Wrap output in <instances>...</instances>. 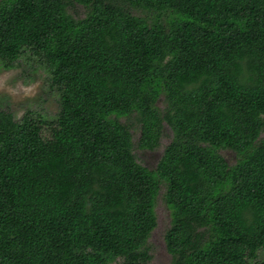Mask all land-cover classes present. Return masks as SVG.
<instances>
[{"label":"trees","instance_id":"obj_1","mask_svg":"<svg viewBox=\"0 0 264 264\" xmlns=\"http://www.w3.org/2000/svg\"><path fill=\"white\" fill-rule=\"evenodd\" d=\"M20 61L58 110L0 105V264H153L161 189L171 264H264V0H0Z\"/></svg>","mask_w":264,"mask_h":264},{"label":"rangeland","instance_id":"obj_2","mask_svg":"<svg viewBox=\"0 0 264 264\" xmlns=\"http://www.w3.org/2000/svg\"><path fill=\"white\" fill-rule=\"evenodd\" d=\"M70 12L75 17H82L84 8L75 4ZM46 78V72L42 68L26 61H20L18 65L8 69L0 65V105L9 108L15 118H20L28 110L40 112L46 118H54L58 110L57 94L49 90ZM131 123L133 153L136 160L149 169H154L164 147L171 139V130L164 124L159 146L153 150L141 149L136 145L140 136L139 128L133 120ZM261 136H264V132ZM220 153L229 164L236 161V155L231 150L224 149ZM162 191L163 189L155 204L157 225L148 239L153 264H171V255L164 241L165 232L170 225V211L162 198Z\"/></svg>","mask_w":264,"mask_h":264}]
</instances>
